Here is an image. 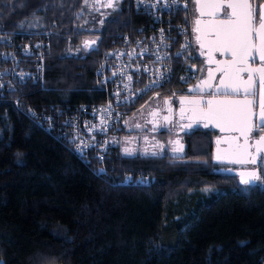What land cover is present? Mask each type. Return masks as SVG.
<instances>
[{
    "label": "trees",
    "instance_id": "obj_1",
    "mask_svg": "<svg viewBox=\"0 0 264 264\" xmlns=\"http://www.w3.org/2000/svg\"><path fill=\"white\" fill-rule=\"evenodd\" d=\"M94 1L0 0V57L9 42H48L41 81L0 91V264H264V180L218 172L206 130L182 156L132 153V110L99 164L24 115L103 102L98 63L147 19L130 0Z\"/></svg>",
    "mask_w": 264,
    "mask_h": 264
},
{
    "label": "built area",
    "instance_id": "obj_2",
    "mask_svg": "<svg viewBox=\"0 0 264 264\" xmlns=\"http://www.w3.org/2000/svg\"><path fill=\"white\" fill-rule=\"evenodd\" d=\"M190 2L130 0L132 11L145 17L147 23L133 34L125 33L111 41L98 63L95 76L103 102L67 109L50 105L39 112L26 108L24 115L45 132H55L73 147L78 158L103 164L132 110L172 100L194 79ZM23 42H9L11 51L0 57L1 62L9 63L0 71V79L4 77L0 91L3 85L12 87L42 79L47 36ZM14 102H19V97Z\"/></svg>",
    "mask_w": 264,
    "mask_h": 264
},
{
    "label": "snow or ice",
    "instance_id": "obj_3",
    "mask_svg": "<svg viewBox=\"0 0 264 264\" xmlns=\"http://www.w3.org/2000/svg\"><path fill=\"white\" fill-rule=\"evenodd\" d=\"M118 2V0H117ZM198 18L195 19L194 32L197 33L201 55L203 49H207V63L216 64L215 71L222 73L219 88L223 94H239L241 90L245 99H209L207 101L188 100L192 105L191 111L194 118L203 121L204 127L209 123L220 128L224 132L238 133V136L224 138L223 142L230 145L231 154L234 159L232 163L256 164L257 159L264 160V135H260L256 141V155L249 152L252 145L249 144L251 134L254 131H264V67L253 68L249 60L255 59L253 53L259 55V60L264 62V2L257 4L256 0H195ZM108 7H114L112 0H109ZM223 13V18L221 17ZM207 16L209 19L204 20ZM254 37L259 39L255 43ZM87 46V45H85ZM183 47H187L186 45ZM213 52L222 55H230V60L217 61ZM247 73V79L243 78ZM256 74H258L259 92L253 89L256 87ZM209 80L201 81V84L211 88L209 82L213 79V69H208ZM131 79V77H129ZM183 79V78H182ZM198 88L200 85L197 86ZM259 96V123H253V110L255 97ZM248 97H253L249 99ZM204 105V106H202ZM183 116V109L181 111ZM167 119V117H165ZM185 127L191 128L192 125ZM243 138V143H239ZM217 143H221L220 140ZM127 152L128 150L125 149ZM221 157L217 155L216 159ZM241 183L252 185L264 180L258 170H249L240 173Z\"/></svg>",
    "mask_w": 264,
    "mask_h": 264
},
{
    "label": "flooded vegetation",
    "instance_id": "obj_4",
    "mask_svg": "<svg viewBox=\"0 0 264 264\" xmlns=\"http://www.w3.org/2000/svg\"><path fill=\"white\" fill-rule=\"evenodd\" d=\"M257 4L264 2V0H256ZM95 4L100 6L102 10L105 9L106 0H97L94 1ZM189 14H190V23L191 28L193 32V38H192V57L191 62L194 65L195 69V76L194 79L188 84V86L180 92L175 98L172 100H169L167 104H164V102H156L153 105H150L146 108L144 113L138 115L137 118L134 119V124L136 129L138 130L137 134L135 135L134 145H132L131 152L135 153L136 151H140L141 153L146 154H152L155 153L165 154L172 157L182 156L177 154V149L175 147V144L173 143L175 139L179 140L181 143L184 144V149L186 148L185 140L188 136V134L195 130H206L208 135L211 136V160H212V151L214 148L217 147H223L224 144L223 140L226 137L236 136L233 135H222L218 131L204 128V121L201 120L199 122H193L192 121V115H191V107L187 101L188 100H200L206 101L207 99L212 97V91L214 86L219 82L221 73L216 74L214 79L212 80V87L209 88L203 84H201V81L208 79V69H215L217 66L216 64L209 65L207 63V49H203L204 55H201V49L196 41V33L194 32V21L196 18H198L199 13L197 11V7L195 4V0H191L189 5ZM223 18V13H221V17ZM204 20L209 19L207 16L203 17ZM256 52L253 53V56L255 59H250L249 63L253 68L264 66V62L258 61L255 55ZM222 54L219 52H213V56L215 60L221 61ZM227 60V58H226ZM243 78H246V75H243ZM256 78L257 84L256 87L253 89L257 92L259 88L258 78ZM200 85L198 88L197 86ZM244 93L241 90V92L236 95L235 97H243ZM245 97V96H244ZM249 99H253V97H248ZM257 102V96L255 97L254 101V112L257 110L256 103ZM204 106V105H202ZM183 109V116L181 115V111ZM167 117V119H165ZM253 123H259V113L256 112V115L253 119ZM191 124V128L185 127L186 125ZM145 131L147 133L146 138L141 137L142 131ZM260 135H264V131H254L251 134V138L249 140V144L252 145V142L257 140ZM220 140L221 143H217V141ZM241 143V139L239 141ZM151 146V147H150ZM250 152L252 153V147H250ZM261 156H264V153H261ZM216 166V170L223 174H229L231 176H234L236 180L239 183V178L241 180V177H238L236 175H233L231 173L233 172H246L249 170H258L260 172V175L264 171V160L257 159L256 164H246V165H220L214 163ZM240 185H244L242 183H239ZM255 184V183H254ZM253 185V184H252ZM250 186V185H247Z\"/></svg>",
    "mask_w": 264,
    "mask_h": 264
},
{
    "label": "water",
    "instance_id": "obj_5",
    "mask_svg": "<svg viewBox=\"0 0 264 264\" xmlns=\"http://www.w3.org/2000/svg\"><path fill=\"white\" fill-rule=\"evenodd\" d=\"M115 1L116 0H112V3L114 4L115 3ZM108 3H109V0H106V5H105V9H111L112 7H108L107 5H108ZM196 36H197V33H196ZM254 41H255V43H259V39L258 38H256V37H254ZM87 45H91L93 42H85ZM255 55H256V58H257V60L258 61H260L259 60V55H258V53H255ZM221 57H222V60L221 61H224V60H226V58H227V60H230L231 59V56L230 55H221ZM259 67V66H258ZM258 67H256V68H258ZM260 67H264V66H260ZM220 72H217V71H215V69L213 70V77H215V75L216 74H219ZM221 75H222V73H221ZM242 75H246V78H245V80L247 79V73H244V74H242ZM256 77L258 78V74H256ZM221 78V77H220ZM214 79V78H213ZM213 79H211L209 82L210 83H212V80ZM207 80H209V77H208V79ZM219 83H220V80H219V82L214 86V88H213V91H212V97L211 98H209V99H213V98H215V99H218V100H223V99H235V100H243V99H245V97L243 96V97H235L236 95H238V94H230V95H228V96H225L224 94H223V90L222 89H220L219 88ZM259 83V82H258ZM259 92V88H258V90H257V93ZM209 99H207V100H209ZM206 100V101H207ZM167 100L166 101H164V104H167ZM256 104V106H257V110L255 111V113L257 112V113H259V96L257 95V102L255 103ZM191 115H192V121L193 122H199V121H201V119H199V118H194L193 117V113H192V111H191ZM254 117L255 116H253V118L252 119H254ZM206 121H204V123H205ZM204 128H209V129H212V130H215V131H218L219 133H221L222 135H233V134H235L236 136H238L239 134L238 133H234V132H224V131H221L220 130V128H218V127H216V126H214L212 123H209V126L208 127H204ZM230 137V136H229ZM259 139V138H258ZM257 139V140H258ZM257 140H255V141H253L252 142V154L253 155H256V149H255V144H256V141ZM244 141H243V138H241V144L243 143ZM174 144H175V147H176V151H177V154L178 155H183V151H184V144L183 143H181L179 140H177V139H175L174 140V142H173ZM222 144H224V146L222 147H217V148H214V150L212 151V160H211V162L214 164V163H216V164H220V165H246V164H241V163H232L231 162V160L232 159H234V157L232 156V154H231V149H230V145L228 144V143H225V142H223ZM249 152H250V148H249ZM217 155H219L221 158L218 160V159H216V157H217ZM102 172V170H99V173H101ZM240 173H242V172H233V173H231V174H233V175H236V176H238V177H241L240 176ZM241 180H240V178H239V183H241L240 182Z\"/></svg>",
    "mask_w": 264,
    "mask_h": 264
},
{
    "label": "rangeland",
    "instance_id": "obj_6",
    "mask_svg": "<svg viewBox=\"0 0 264 264\" xmlns=\"http://www.w3.org/2000/svg\"><path fill=\"white\" fill-rule=\"evenodd\" d=\"M88 18H89V17H88ZM88 18L86 17V20H88ZM147 107H148V106H147ZM147 107H144V108H140V109H138V110L135 112V113H136V114H135V117L137 118L138 115L144 113V111L146 110ZM125 123H127V121H126ZM134 140H135V139H132V142H131L132 145H134V143H135Z\"/></svg>",
    "mask_w": 264,
    "mask_h": 264
}]
</instances>
